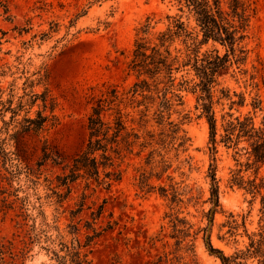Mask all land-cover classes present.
Masks as SVG:
<instances>
[{"label":"rangeland","instance_id":"rangeland-1","mask_svg":"<svg viewBox=\"0 0 264 264\" xmlns=\"http://www.w3.org/2000/svg\"><path fill=\"white\" fill-rule=\"evenodd\" d=\"M254 1L257 15L237 47L246 60L231 64L213 89L219 125L227 114L264 122V0ZM177 14L176 0H0V264H76L77 255L83 264H222L218 251L231 255L247 242L242 227L230 233L231 216L258 228L261 196L250 205V194L229 185L239 169L235 152L219 146L213 161L192 67L176 65L174 83L133 67L136 44L153 47L167 16ZM183 40L170 47L173 57L192 43ZM215 50L233 56L214 42L200 46L199 56ZM109 86L125 94L120 109L138 139L125 153L120 182L108 189L80 178L68 194L58 177L84 149L88 116ZM39 113L49 118L44 130L14 139L18 123ZM45 144L60 164L38 165ZM254 170L242 175L253 179ZM258 173L264 177V165Z\"/></svg>","mask_w":264,"mask_h":264},{"label":"trees","instance_id":"trees-1","mask_svg":"<svg viewBox=\"0 0 264 264\" xmlns=\"http://www.w3.org/2000/svg\"><path fill=\"white\" fill-rule=\"evenodd\" d=\"M180 15L167 16L169 24L164 31L159 32L157 41L153 47L146 42H138L132 61L134 69L139 70V74H146L152 77L164 73L168 82L174 83V72L178 70L176 65L190 66L195 73L198 82L191 85V91L197 95V101L202 116L205 117L209 126V149L213 161H217L219 146L226 150H233L234 159L239 169L232 171L229 180L231 188L243 189L252 196L250 205L258 196H261L260 219L258 228L249 231L246 227L247 216L242 217L239 224L234 216L229 223L230 233L237 235L242 227L247 238L242 249H237L233 254L226 255L223 251H218L222 264H264V177H259V168L264 165V122L259 126L255 117L250 114L234 116L227 114L221 117V124L214 110L213 89L218 84V78L226 71L231 64H240L246 60L244 47L238 46L248 38L251 22L257 15L256 1L254 0H176ZM186 19L185 21L183 19ZM195 26L189 29L190 22ZM150 27V23L146 26ZM198 37L201 40L198 43ZM183 38V43L187 45L186 53L178 51L179 55L172 56L170 47L175 42ZM214 42L223 47H228L232 52V57L228 52L220 55L218 50L199 56L200 46ZM164 49V50H162ZM150 51L151 53H148ZM238 52V53H237ZM140 68V69H139ZM144 83H147L145 80ZM191 82L184 81L182 85L189 87ZM138 84L135 85L133 93H137ZM185 87V86H183ZM187 89V88H185ZM125 94H120L116 86H109L100 97L96 98L88 116L89 137L84 149L74 158L69 168V174L58 177L60 186L68 188L71 192L70 184L75 183L80 178L93 180L99 185H104L110 189L114 183L120 182L123 177L121 165L126 157V152H132L134 142L138 139L137 134L129 131L125 115L120 106L123 104ZM44 106L47 107V100ZM244 104L241 97L239 105ZM259 103H253L254 109L259 107ZM108 111L111 120L105 118ZM48 117L39 113L37 119L27 118L24 123H18V129L14 134V139L29 132L39 133L43 131ZM245 157L246 161L240 160ZM51 161L53 164H60V156L53 152L47 144L43 147V157L38 165ZM245 169V170H243ZM254 170L253 179H245L243 171ZM103 174V177H102ZM211 200L216 207L219 206L220 181L217 179L216 167L211 166L210 176ZM251 211L249 212V214ZM101 215V212H100ZM212 251H216L210 245ZM77 260L72 263L83 264L77 255Z\"/></svg>","mask_w":264,"mask_h":264}]
</instances>
